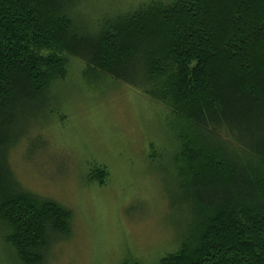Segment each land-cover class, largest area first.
<instances>
[{
  "label": "trees",
  "instance_id": "16d2710c",
  "mask_svg": "<svg viewBox=\"0 0 264 264\" xmlns=\"http://www.w3.org/2000/svg\"><path fill=\"white\" fill-rule=\"evenodd\" d=\"M80 4L0 0V227L20 263L42 264L71 212L6 180L7 151L74 60L81 80L124 83L178 120L173 162L192 220L152 264H264V0H148L83 29ZM107 176L96 165L90 179Z\"/></svg>",
  "mask_w": 264,
  "mask_h": 264
},
{
  "label": "rangeland",
  "instance_id": "374dc122",
  "mask_svg": "<svg viewBox=\"0 0 264 264\" xmlns=\"http://www.w3.org/2000/svg\"><path fill=\"white\" fill-rule=\"evenodd\" d=\"M144 1L80 0L78 27ZM71 63L66 80L25 109L6 180L71 212L69 232L51 242L42 264H152L178 247L192 220L173 162L178 120L124 83L81 80ZM96 165L107 169L103 184L90 179ZM5 231L1 224L0 264H21Z\"/></svg>",
  "mask_w": 264,
  "mask_h": 264
}]
</instances>
